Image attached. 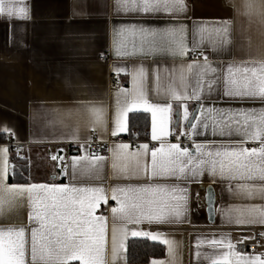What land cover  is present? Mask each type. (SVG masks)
Masks as SVG:
<instances>
[{"label":"crops","instance_id":"crops-1","mask_svg":"<svg viewBox=\"0 0 264 264\" xmlns=\"http://www.w3.org/2000/svg\"><path fill=\"white\" fill-rule=\"evenodd\" d=\"M152 2V0H150ZM185 10L165 12H144L143 0H135L136 9L117 11L116 0H23L28 9V18L18 20L0 16V150L7 148V155L0 151V167L7 160L8 170L5 183L12 185L13 170L19 168L16 159L22 160L26 169L25 182L17 185L47 184L50 186H75L103 188L109 199L101 202L94 215L104 216L107 221L106 264H129L127 247L131 239H148L165 247V257L152 259L147 264H213L214 260L227 255L230 261L236 259L234 247L242 242L241 229L255 228L262 236L258 252L247 257L259 256L264 259V222L259 217L241 216L250 207L264 208V198L259 193L248 196L238 189L240 184H250L256 188L264 186V181H243L213 179L207 172L200 177L188 176L187 179L151 178V151L158 149L163 140L166 144L179 143L194 154V143L206 146V150L224 147H259L258 143H239L242 137H221L212 134V117L219 116V110H264V101L256 99H238L224 95L223 77L227 75V66L254 67L246 61H264V22L254 10L247 15L244 0H183ZM132 3V0H129ZM259 4V0H255ZM232 21V44L226 50L212 51L207 36L203 44L194 33L200 27L209 29L218 22ZM179 25L186 26V44L189 51L183 58L165 52L150 53L140 51L138 30H163ZM132 26L137 30L132 32ZM123 29V30H122ZM135 45V47H134ZM124 55L117 56V49ZM191 55H196L200 63L207 56L215 74L221 79L213 85L209 95L205 85L201 100L187 101L190 117L198 109L200 120L207 121L205 130L197 125L193 134L187 122L180 117L183 107L180 102L170 101L166 87L170 80L180 72L183 65L193 62ZM106 56L109 61H102ZM143 67L147 77L143 82V91L150 104L166 106L172 103L171 119L161 135V115L157 114L156 133L159 139L153 140V118L151 112L142 108L129 111L123 130H116L118 101L122 102V90L133 88L132 73ZM159 74L160 91L156 75ZM209 76L207 79H213ZM239 78V74H237ZM191 86L195 80L189 81ZM179 86V81H177ZM191 86L189 92H191ZM96 107L103 110L104 123L94 124L88 109ZM201 108L203 114L201 115ZM215 109V112H209ZM148 114L151 119L148 140L139 144L120 141L129 133L131 114ZM178 123L182 126H178ZM5 129L8 131L5 132ZM116 132L113 135V132ZM183 133V134H181ZM179 136V140H177ZM9 138L15 144L11 149ZM97 139L101 145L112 141L107 153L99 154L91 144ZM181 141L185 143L182 144ZM232 142V143H230ZM20 147L18 153L16 147ZM127 145L126 149L118 146ZM142 145L148 146L146 155ZM102 156L99 162V174L89 178L77 170L73 178L72 161L83 156ZM124 157L117 158V156ZM58 156L62 159L53 160ZM140 160L141 167L136 168ZM83 163V161H81ZM116 163L114 170L112 164ZM147 165V172L143 165ZM127 166L124 179L121 168ZM65 179L62 181V179ZM167 185L187 189V203L183 216L179 220L159 223L141 220L139 223L115 221L117 229V253L113 260L111 253L112 229L114 227L112 207L117 204L111 197L113 188L143 187ZM212 186L216 193L215 221L210 223L206 211L205 188ZM199 193V197H197ZM29 208L27 202L5 217H0V228L7 226L28 225ZM243 223H237V220ZM152 228L166 229L165 232H151ZM133 232L158 235L151 239L147 235H132ZM252 237V234H248ZM123 247H120V243ZM173 242V253L169 254L168 244ZM212 241H217L213 244ZM223 242V243H220ZM238 254V253H236ZM239 255V254H238ZM244 256V255H239ZM30 264V252L26 256ZM70 264H80L73 260Z\"/></svg>","mask_w":264,"mask_h":264},{"label":"snow or ice","instance_id":"snow-or-ice-1","mask_svg":"<svg viewBox=\"0 0 264 264\" xmlns=\"http://www.w3.org/2000/svg\"><path fill=\"white\" fill-rule=\"evenodd\" d=\"M245 14L251 15L254 10L262 17L264 22V0H244ZM161 8L165 12L176 10L183 12L185 5L183 0H143L141 10L144 12L158 11ZM135 0H116V10H135ZM0 16H7L18 20L28 18V9L23 6V0H0ZM232 21L225 20L218 22L216 27L211 29L200 27L194 33L199 36V43L203 44L205 36L211 44L212 51H223L232 44ZM123 30V29H122ZM133 34L137 33L135 26H132ZM139 47L143 52L147 49L150 53L165 52L172 56L183 58L191 50L186 44V26L179 25L163 30H149L140 28L138 30ZM135 47V45H134ZM117 56L124 55L117 49ZM256 66L245 67L242 65L235 67L232 64L227 66V75L223 77L224 95L238 99H256L264 101V61H246ZM217 69L212 67L208 57H203V63L196 58L192 63L183 65L168 83L165 91L170 101L180 102L183 107L182 121L187 122L193 134H196L197 125L200 124L205 130L209 127L207 121H201L200 116L193 115L187 108V101L195 99L201 100L202 94L207 86L209 95L214 84L221 78L216 76ZM239 74V78H237ZM132 75L133 88L131 91L122 90L124 99L118 101L116 115V130H123L126 115L129 111H136L142 108L146 112L152 113L153 118V140L159 139L156 133L157 114L161 115V135H165V128L171 119L172 103L166 106L150 104L143 91V82L147 73L141 67L138 72ZM212 76L213 79H207ZM195 80V85L191 86L189 81ZM157 91H160L159 74L156 75ZM179 81V86H177ZM191 86V92L189 87ZM210 113L215 109H209ZM201 115L203 109L200 110ZM88 113L94 124L104 123V113L102 109L90 107ZM178 126H181L178 123ZM212 134L221 137H231L233 134L242 137L239 143H258L259 147H220L216 150H206L205 145L194 143V154L179 143L166 144L161 140L160 147L151 151V178L155 179H187L203 176L207 172L213 179L219 176L221 179L243 180V181H264V110L257 113L255 110H219V116L212 117ZM182 127V126H181ZM8 130L5 129V132ZM116 132H113L115 135ZM183 134V133H181ZM179 140V136H177ZM232 143V142H230ZM126 149L127 145L118 146ZM146 155L148 146L142 145ZM7 155V148L0 150ZM53 160L62 159L58 156L51 157ZM126 159L127 157L117 156ZM105 158L92 154L79 159L73 158V178L77 170L82 176L89 178L99 174V162ZM83 161V163H81ZM140 160L136 161V168L141 167ZM112 168H117L116 163ZM147 172V165H143ZM8 164L4 160L0 167V217H5L23 206L25 201L29 208L28 225L7 226L0 228V264H28L26 256L30 252V264H70L73 260H79L80 264H106L105 252L107 248V221L104 216L94 215L95 210L101 202L107 204L109 199L103 188L98 187H75V186H50L47 184L17 185L5 183L7 177ZM125 173L124 179H129L127 166L121 168ZM238 189L246 193L249 197L259 193L264 198V186L256 188L250 184H240ZM213 189H207V199L209 205L212 204ZM186 193L187 189L178 186L169 187L167 185L143 186V187H121L111 190V199L117 207L111 208L114 227L112 229L111 253L115 260L117 253V232L123 233V228L117 229L115 221L124 223H139L141 220L156 221L159 223L179 220L185 211L187 196L175 195V193ZM199 197V193H197ZM241 216L250 219L259 217L264 222V208L255 206L241 212ZM237 220V223H243ZM132 235H147L151 239H157L158 235L151 233L133 232ZM168 244L169 254L174 250L173 242L162 241ZM217 244V241H212ZM223 243V242H220ZM232 249L234 246L229 242L225 245ZM120 247H123L121 240ZM235 256L234 261H230L228 256H222L214 260L213 264H264V259L259 256L247 257Z\"/></svg>","mask_w":264,"mask_h":264},{"label":"trees","instance_id":"trees-1","mask_svg":"<svg viewBox=\"0 0 264 264\" xmlns=\"http://www.w3.org/2000/svg\"><path fill=\"white\" fill-rule=\"evenodd\" d=\"M151 119L148 114L135 113L129 118V133L124 138L127 140H136L145 142L148 140ZM138 130V135L134 131ZM13 149V147H10ZM19 168L13 170L11 183H24L26 169L21 166L22 160L16 159ZM65 180L64 178L62 181ZM165 257V247L162 244L151 242L148 239H131L127 247V261L129 264H147L152 259H161Z\"/></svg>","mask_w":264,"mask_h":264},{"label":"built area","instance_id":"built-area-1","mask_svg":"<svg viewBox=\"0 0 264 264\" xmlns=\"http://www.w3.org/2000/svg\"><path fill=\"white\" fill-rule=\"evenodd\" d=\"M190 58L191 59H194V58L198 59L199 57L196 55H191ZM101 60L102 61H109V58L106 56H103V57H101ZM138 133H139L138 130L134 131L135 135H138ZM118 140L129 141L133 144L141 143V142H138L136 140H127L124 137L118 138ZM181 143L184 144L185 142L181 141ZM7 144L9 145V147L14 148V146H15L12 138H9V141ZM91 144L93 145L96 153L104 154V153H107L109 146L112 144V141H108V142L104 143L103 145H101V143H99V141L97 139H92ZM16 149H17L18 153H21L20 147L17 146ZM150 231L153 233L154 232H160V231L165 232L166 229L152 228ZM240 232H241L242 236L244 237V240L242 242L237 243L234 246L236 253H238L239 255H244V256L256 254L258 252V248H259V245H260L261 239H262V236L260 235L258 230L255 228H249V229H241ZM249 233L252 234L251 238L248 235Z\"/></svg>","mask_w":264,"mask_h":264},{"label":"water","instance_id":"water-1","mask_svg":"<svg viewBox=\"0 0 264 264\" xmlns=\"http://www.w3.org/2000/svg\"><path fill=\"white\" fill-rule=\"evenodd\" d=\"M197 111H198V109H196V110L193 112L192 116H193V115H197ZM192 116H191V118H192ZM191 118H190V119H191ZM209 187H211V188L214 190V188H213L212 186H208V187L205 188V192H206L205 200H206V207H207V208H206V211H207V215H208L209 222H210V223H214V221H215L216 193H215V191H213L212 204L209 205L208 199L206 198V197H207V189H208Z\"/></svg>","mask_w":264,"mask_h":264}]
</instances>
